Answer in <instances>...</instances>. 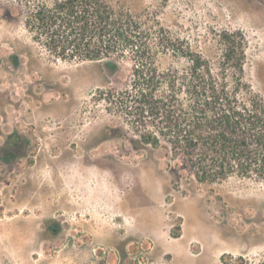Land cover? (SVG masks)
Here are the masks:
<instances>
[{
	"label": "rangeland",
	"instance_id": "rangeland-1",
	"mask_svg": "<svg viewBox=\"0 0 264 264\" xmlns=\"http://www.w3.org/2000/svg\"><path fill=\"white\" fill-rule=\"evenodd\" d=\"M107 1L213 62L243 45L264 99V0ZM25 18L0 0V264H264V181L175 187L193 179L182 161L176 175L165 151L134 148L136 129L103 96L126 86L132 63L113 74L59 59Z\"/></svg>",
	"mask_w": 264,
	"mask_h": 264
},
{
	"label": "trees",
	"instance_id": "trees-1",
	"mask_svg": "<svg viewBox=\"0 0 264 264\" xmlns=\"http://www.w3.org/2000/svg\"><path fill=\"white\" fill-rule=\"evenodd\" d=\"M26 13L33 40L67 61L105 62L113 74L132 63L122 90L103 95L125 114L130 142L154 158L166 152L196 187L237 176L264 181V99L245 79L244 46L211 61L158 21H142L107 0H9ZM156 20V19H154ZM109 96V97H108ZM115 138L122 134L109 129ZM119 133V134H118Z\"/></svg>",
	"mask_w": 264,
	"mask_h": 264
},
{
	"label": "flooded vegetation",
	"instance_id": "flooded-vegetation-1",
	"mask_svg": "<svg viewBox=\"0 0 264 264\" xmlns=\"http://www.w3.org/2000/svg\"><path fill=\"white\" fill-rule=\"evenodd\" d=\"M54 231H57L58 227L56 225L53 226Z\"/></svg>",
	"mask_w": 264,
	"mask_h": 264
}]
</instances>
